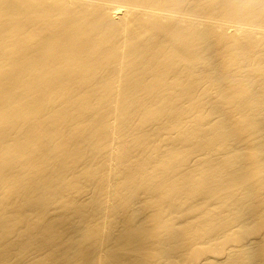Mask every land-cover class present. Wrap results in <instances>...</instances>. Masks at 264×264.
Masks as SVG:
<instances>
[{
	"label": "bare ground",
	"instance_id": "6f19581e",
	"mask_svg": "<svg viewBox=\"0 0 264 264\" xmlns=\"http://www.w3.org/2000/svg\"><path fill=\"white\" fill-rule=\"evenodd\" d=\"M0 264H264V0H0Z\"/></svg>",
	"mask_w": 264,
	"mask_h": 264
}]
</instances>
